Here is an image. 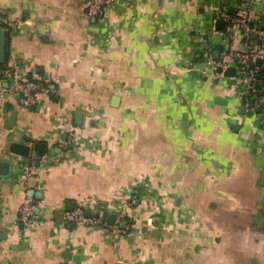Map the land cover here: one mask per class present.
I'll return each mask as SVG.
<instances>
[{
  "label": "crops",
  "instance_id": "1",
  "mask_svg": "<svg viewBox=\"0 0 264 264\" xmlns=\"http://www.w3.org/2000/svg\"><path fill=\"white\" fill-rule=\"evenodd\" d=\"M89 1L0 0L20 23L6 65L51 91L25 108L0 81V264H264V122L242 112L236 74L206 63L228 49L217 0H115L103 18ZM221 5L264 27V0ZM120 207L132 222L118 236ZM77 208L96 223L72 222Z\"/></svg>",
  "mask_w": 264,
  "mask_h": 264
},
{
  "label": "built area",
  "instance_id": "2",
  "mask_svg": "<svg viewBox=\"0 0 264 264\" xmlns=\"http://www.w3.org/2000/svg\"><path fill=\"white\" fill-rule=\"evenodd\" d=\"M115 0H90L88 8L90 12L99 18H103L106 9L110 7ZM217 17L223 20L226 28L223 32L228 40V49L223 51L219 59L214 57L211 50L206 52V63L217 75L224 76L225 72L235 65L236 76L234 82L238 91V96L242 101V112L244 115L257 116L264 122V27L257 20H253L248 14L235 12L233 9L221 5L222 0H217ZM257 6L256 2L245 4L247 10L252 6ZM0 28L7 32L20 29V23L12 22L10 17L0 7ZM241 37L243 44L242 50H236L233 44L237 36ZM0 81L9 82L10 86L2 92L3 97L16 98L20 106L29 108L36 104L42 95L51 93L48 85L42 79L30 78L22 73L15 64L5 65L0 68ZM72 145V139H66L61 147L68 150ZM39 172V162L31 158L23 171V182L36 176ZM138 200L134 197L129 203L130 207L137 205ZM37 209L31 199H27L20 208L19 221L24 226H30L34 219V211ZM87 211L84 208H77L69 219L76 225L95 224L96 219L87 218ZM116 218L112 226V233L115 235H125L127 231L122 227L125 223L128 225L131 218L125 212L124 207L118 208L114 212ZM129 221V222H128Z\"/></svg>",
  "mask_w": 264,
  "mask_h": 264
},
{
  "label": "water",
  "instance_id": "3",
  "mask_svg": "<svg viewBox=\"0 0 264 264\" xmlns=\"http://www.w3.org/2000/svg\"><path fill=\"white\" fill-rule=\"evenodd\" d=\"M258 2H262V0H257ZM217 28L219 30H225L226 24L223 20H219L217 22ZM8 32L2 28H0V66H4L7 63L8 58V47H7V38ZM236 74V69L234 67L229 68L225 72V77H234ZM216 103L221 106H226L227 100L217 97ZM44 149V145L41 146V149ZM11 153L14 155L21 156L23 158H28L31 155V147L27 145H21L18 143H13L10 148ZM12 165L10 162L7 161H0V177H8L11 175ZM87 216H91V214H87ZM116 221L115 217H109L108 222L110 225H114ZM122 227L125 229L126 224L124 223Z\"/></svg>",
  "mask_w": 264,
  "mask_h": 264
},
{
  "label": "trees",
  "instance_id": "4",
  "mask_svg": "<svg viewBox=\"0 0 264 264\" xmlns=\"http://www.w3.org/2000/svg\"><path fill=\"white\" fill-rule=\"evenodd\" d=\"M1 67V66H0Z\"/></svg>",
  "mask_w": 264,
  "mask_h": 264
}]
</instances>
